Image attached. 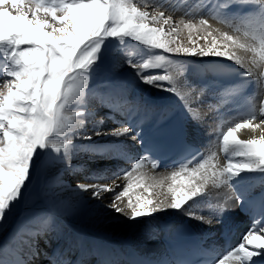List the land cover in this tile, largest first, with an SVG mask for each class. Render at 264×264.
Segmentation results:
<instances>
[{"label": "snow or ice", "instance_id": "obj_1", "mask_svg": "<svg viewBox=\"0 0 264 264\" xmlns=\"http://www.w3.org/2000/svg\"><path fill=\"white\" fill-rule=\"evenodd\" d=\"M148 6L136 0H0V228L7 226L16 205L26 198L34 173L63 165L50 183L67 188L63 176L78 170L73 161L81 154L129 164L111 176L92 172L84 180L97 182H77L74 189L97 200L112 193L106 207L129 220L172 209L211 224L212 219L196 214L195 206L214 207L222 215L226 207L211 204L212 189L227 186L244 205L250 201L245 199L247 189L238 187L244 180L242 174L259 173L264 185V95L258 108L248 100L243 119L217 133L225 163H220L217 150H194L191 161L173 166L169 175L157 179L144 168L151 159V168L157 169L158 158L152 156L153 147L145 143L139 122L134 124L130 115L139 105L132 106L122 89L90 86L106 54L116 52L141 83L176 96L189 119L199 126L207 85L189 80V58H219L202 67L215 73L226 66L221 62L230 61L243 69L240 83L220 86L216 102L209 105L222 118L221 109L235 104L247 84H255L264 94V0H196L178 21L163 10H144ZM152 6L162 9L163 0ZM170 7L175 10V5ZM195 10H200L199 19L192 15ZM207 16L222 27L214 28ZM99 108L112 116H101L89 131L85 121L94 118ZM116 114L125 119L116 120ZM108 118L120 126L104 129ZM242 130L252 133L251 137L240 139ZM101 139L107 142L100 143ZM128 142L138 145L142 153L132 155ZM121 179L126 183L117 192ZM251 202L257 203L259 215L251 218L236 245L207 264H264V191ZM58 204L54 199L47 209L13 226L10 236L16 246L0 244V264H30L41 254L39 239L58 228ZM25 249L27 258L20 254ZM53 255L56 258L48 264H73L62 253ZM204 255L207 250L194 248L172 259L136 264H197L193 257ZM98 264L119 262L105 257Z\"/></svg>", "mask_w": 264, "mask_h": 264}, {"label": "bare ground", "instance_id": "obj_2", "mask_svg": "<svg viewBox=\"0 0 264 264\" xmlns=\"http://www.w3.org/2000/svg\"><path fill=\"white\" fill-rule=\"evenodd\" d=\"M136 2L142 7L147 3L149 6L144 10L149 12L163 10L166 15H172L173 19L178 21L185 15L188 8L196 3V0H163L164 7L162 9L152 6L156 3V0H136ZM170 5H175V10H173ZM192 15L196 19H199L200 10L193 11ZM207 18L214 28L222 27L216 21H213L210 16H207ZM186 34L187 31L185 30L184 35L186 36ZM186 42L185 40V43ZM129 44L134 45V42H129ZM132 50L135 58L134 48ZM154 51L156 54H163L159 52V50ZM170 58L174 59L175 57ZM189 59L190 64L187 73L189 80L197 86L203 87L207 85L206 93L202 97L203 103L200 105V111L204 114V119L199 126L189 119V116L180 106V102L176 96L167 91H162L159 88L141 83L134 76L133 70L123 63L122 57L116 52L108 54L104 69H101L100 66L96 72L93 73L90 86L101 89L113 88L124 90L129 100L132 101V106L139 105V110L137 111L133 108L130 115L134 124L137 121L139 122L144 140L149 130V124L157 113L159 105L166 100L174 102L181 108L190 137L199 145L204 146L205 153L217 150L220 163L223 164L225 163V159L224 154L219 152L217 133H219L221 128L226 129L229 123H235L237 120L243 119V116H239L234 112L230 103L225 108L221 109L222 118L218 117L217 113L209 108V105L216 102L215 93L222 85L212 78L209 71L202 75L193 68L191 63L197 60L207 63L210 60L219 58L205 57L202 60L199 58ZM228 63L232 64L230 61ZM262 95L264 94L260 93L254 84L250 91V96L257 108L259 107ZM90 110L92 109L90 108ZM95 112L96 115L94 118L88 117L85 121V127L89 131H91L93 124L98 121L101 116H112L107 109L103 108L95 109ZM115 119L124 120L125 117L116 114ZM119 126V124L113 122L112 118L105 119L102 125L104 129H115ZM213 129H215V132H213ZM258 134L259 132L256 133V135ZM251 135L252 133L247 130H242L238 133L240 139H248ZM99 142L106 143L107 141L101 139ZM139 148L138 145L128 142L127 150L132 155H140ZM73 163L78 170L66 172L63 176L64 183L69 186L67 188H60L50 183L51 177L55 175L63 165L56 164L42 170L44 177L43 180L41 179L43 181V186L39 193L41 197L40 200H34L31 210L33 212L43 211L51 205L54 199H57L59 201V214L57 215L58 228L56 231L50 232L47 237L39 239L38 251L41 254L31 261L30 264H48V260L56 258L53 255L54 253L57 256L62 253L66 259L74 260L78 255H84L85 251L92 253L91 255H84L91 258L90 264H98V261L105 257L118 261L119 264L129 263L128 259L135 256L159 261L167 259L166 250L161 241L162 232L160 229V221L162 218L172 217L173 219L188 222L196 227L198 232H201L204 237L210 238L214 244L219 242V234L223 228L226 227L227 223L230 221L235 222L238 218L235 195L225 186L220 189L211 190V204L216 205L220 203L224 204L226 207V211H224L222 215L218 214L214 207L207 205L195 206L196 214L212 219L211 224L203 223L198 219L189 218L183 210L177 211L172 209L158 212L152 217L129 220L124 215L118 214L106 207L113 198L112 193L102 194L101 199L97 200L91 198L90 194L87 192L76 193L74 191L77 182H97L84 180V176L92 172H103L111 176L117 168H128L129 164L125 160L113 162L100 158L90 159L84 154H81ZM172 170L173 169L169 170L162 168L152 169L147 162L144 168V171L149 176H154L157 179L169 175ZM242 175L244 176V180L238 187L240 191L247 189L245 195H251L264 190V185L260 183L261 174L244 173ZM118 183L121 185V188H117V192L122 190L126 181L121 179ZM164 191H166V185ZM15 223L10 224L3 230V233L0 234V244L7 243L13 247L16 246L13 238L10 236ZM17 250L19 251V249ZM26 251L25 249L20 253L24 258H27Z\"/></svg>", "mask_w": 264, "mask_h": 264}, {"label": "rangeland", "instance_id": "obj_3", "mask_svg": "<svg viewBox=\"0 0 264 264\" xmlns=\"http://www.w3.org/2000/svg\"><path fill=\"white\" fill-rule=\"evenodd\" d=\"M107 57H108V54H106V58ZM106 58H105L104 63L101 64V67H100L101 69H104V65H106L105 63H107ZM43 177L44 176H43L42 170L39 173H34L33 174L32 182L28 185L26 198L24 200H21L16 205V207H15V209L13 211V215L9 218L6 227H8L10 224H14L16 222V219H17V222L26 220L25 218H28L33 213V211L31 210L32 203L34 202V200L35 201L36 200H40L41 196L39 195V193L41 192V189H42V186H43V181H42ZM17 222L15 223V225L17 224ZM6 227L5 228H0V234L3 233V230H5Z\"/></svg>", "mask_w": 264, "mask_h": 264}]
</instances>
